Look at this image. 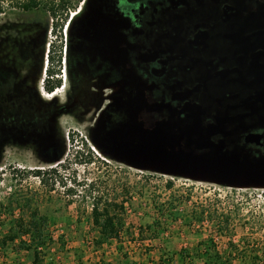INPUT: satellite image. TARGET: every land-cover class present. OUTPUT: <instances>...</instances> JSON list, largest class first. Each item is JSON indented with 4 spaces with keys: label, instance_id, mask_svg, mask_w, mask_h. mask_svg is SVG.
Masks as SVG:
<instances>
[{
    "label": "flooded vegetation",
    "instance_id": "1",
    "mask_svg": "<svg viewBox=\"0 0 264 264\" xmlns=\"http://www.w3.org/2000/svg\"><path fill=\"white\" fill-rule=\"evenodd\" d=\"M17 17L0 41V156L57 161L75 141L84 160L141 170L140 126L176 123L171 142L235 156L252 174L241 188L264 190V0H69L46 24Z\"/></svg>",
    "mask_w": 264,
    "mask_h": 264
},
{
    "label": "rangeland",
    "instance_id": "2",
    "mask_svg": "<svg viewBox=\"0 0 264 264\" xmlns=\"http://www.w3.org/2000/svg\"><path fill=\"white\" fill-rule=\"evenodd\" d=\"M0 1L6 7L0 15L3 46L8 19L28 13L10 7L14 0ZM61 145L57 161L42 162L9 156L2 147L0 239L16 220L37 210L47 217L52 239L46 264H212L209 255L215 253L217 264H264V190L193 181L101 158L87 161L85 145ZM37 168L56 172L30 173ZM107 203L123 205L111 207L123 227L97 248L92 207ZM17 243L0 248V264H31L33 251L19 250Z\"/></svg>",
    "mask_w": 264,
    "mask_h": 264
},
{
    "label": "water",
    "instance_id": "3",
    "mask_svg": "<svg viewBox=\"0 0 264 264\" xmlns=\"http://www.w3.org/2000/svg\"><path fill=\"white\" fill-rule=\"evenodd\" d=\"M177 128L176 123H157L155 126L146 124L140 126L141 135L137 143L140 149L135 152V156H129L141 164L143 171L158 172L164 175L179 176L193 181H207L216 178L218 174H225L227 186L234 188L245 187L243 182L252 174L246 169V165L241 163L235 156H202L193 155L184 150V145L180 140L172 142L167 136V129ZM185 129L191 132L190 126ZM184 130V128H183ZM189 134V133H188ZM182 136L179 135V138ZM193 142L189 139L186 147H190ZM206 146L208 143H195ZM171 148L167 151L166 146ZM177 146V148H176ZM263 181L260 187L264 188V174L258 175Z\"/></svg>",
    "mask_w": 264,
    "mask_h": 264
},
{
    "label": "trees",
    "instance_id": "4",
    "mask_svg": "<svg viewBox=\"0 0 264 264\" xmlns=\"http://www.w3.org/2000/svg\"><path fill=\"white\" fill-rule=\"evenodd\" d=\"M69 0H14L10 7L18 9L22 13L27 12L29 16V25H42L48 21V14H55L57 11L64 9ZM6 12V7L0 1V15ZM20 16V15H19ZM35 20V21H34ZM41 20V22H38ZM7 26V23L6 25ZM5 33V30H3ZM56 172V169L39 170L36 175H50ZM224 185V184H222ZM123 208V205L110 204L102 206L100 209L98 205L92 207L93 223L98 228L99 235L93 240L97 248L101 247L104 242L111 238L118 236L119 231L123 227V222L115 212H112L111 207ZM27 236V238H24ZM18 240L17 248L24 251H33V259L31 264H46L45 257L52 244V239L47 231V217L39 215L37 210L31 212L29 218L24 220L19 218L15 222V226L11 228L7 234L0 239V248H5L9 243H14ZM213 259L212 264H217L219 258L217 253L209 255Z\"/></svg>",
    "mask_w": 264,
    "mask_h": 264
},
{
    "label": "clouds",
    "instance_id": "5",
    "mask_svg": "<svg viewBox=\"0 0 264 264\" xmlns=\"http://www.w3.org/2000/svg\"><path fill=\"white\" fill-rule=\"evenodd\" d=\"M76 147H78V149H81L79 146H76Z\"/></svg>",
    "mask_w": 264,
    "mask_h": 264
},
{
    "label": "bare ground",
    "instance_id": "6",
    "mask_svg": "<svg viewBox=\"0 0 264 264\" xmlns=\"http://www.w3.org/2000/svg\"><path fill=\"white\" fill-rule=\"evenodd\" d=\"M48 94V93H47ZM49 96H51V93L49 94Z\"/></svg>",
    "mask_w": 264,
    "mask_h": 264
}]
</instances>
